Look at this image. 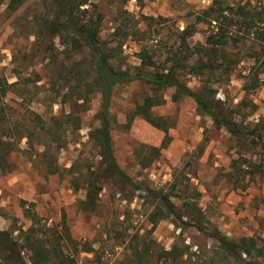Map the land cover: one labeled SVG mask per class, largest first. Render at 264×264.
<instances>
[{
  "label": "rangeland",
  "instance_id": "1",
  "mask_svg": "<svg viewBox=\"0 0 264 264\" xmlns=\"http://www.w3.org/2000/svg\"><path fill=\"white\" fill-rule=\"evenodd\" d=\"M42 1L26 0L18 11L10 12L7 0H0V85L15 82L7 86L3 99L8 119L0 123V149L7 152L9 161L5 168L9 171L0 172V228H27L29 216L36 214L46 223V234L47 227L55 225L64 239L69 235L75 241L76 253L70 242L61 240L77 264H234L220 255L213 257L215 240L183 223L188 221L183 203L196 200L204 216L228 237L264 239V176L243 172L254 167L247 164L239 176L232 175L230 164L240 151L264 165V148L259 143L246 145V150L239 147L226 130L198 114L190 97L172 100L174 87L156 89L142 80L120 84L110 105L112 146L117 163L131 181H105L96 210H81L85 181L98 170L101 160L90 136L100 125V93H88V109L82 112L71 100L77 93L74 86L91 73L88 65L75 69V63L84 61L83 55L63 53L64 46L56 39L50 52L56 62L50 63L44 43L34 34L36 19L51 15ZM93 1L94 10L101 13V39L112 45L121 43L114 60L120 68L134 71L142 66L139 55L146 54L156 65L143 68L163 71L180 48L179 33L186 25L196 28L187 39L189 46L205 42L208 33L207 25L195 21V14L211 0ZM249 1L264 5V0ZM247 65L241 63L228 83L214 86L216 97L232 103L244 95L252 99L258 105L250 118L255 119L264 113V86L245 94L239 73H245ZM52 72L57 79L48 81ZM199 81V77H184L191 88L199 87ZM52 86L53 91L47 90ZM146 97H153L152 114L170 125L169 141L159 152L153 146H160L165 133L134 113ZM63 99L67 102L59 103ZM69 107L80 117L78 129L74 121L67 123L61 117L62 122L50 121L48 130L28 134L26 128L35 127L30 121L32 111L48 118ZM20 135L28 136L14 139ZM8 139L12 142L5 143ZM160 196L175 204L180 218L160 203ZM83 244L91 250H83ZM172 248V254H165ZM23 254L28 259L29 253Z\"/></svg>",
  "mask_w": 264,
  "mask_h": 264
},
{
  "label": "trees",
  "instance_id": "2",
  "mask_svg": "<svg viewBox=\"0 0 264 264\" xmlns=\"http://www.w3.org/2000/svg\"><path fill=\"white\" fill-rule=\"evenodd\" d=\"M25 1L7 0V9L10 12L18 11ZM43 1L42 4L50 9L51 15L49 19H36L37 29L34 34L36 40L44 43L43 50L50 54V63L56 62V55H53V52L50 53L56 39L61 46H64L63 53L83 55L84 61L75 63V69L84 64L88 65V71L91 73L90 77L88 74L86 77L82 76L76 87L74 86L77 93L71 100L81 107L80 112H82L88 109V93L94 90L100 93L98 112L100 125L91 131L90 136L99 147L101 160L98 170L91 173L85 181V197L79 201L81 210L86 212L96 210L99 193L105 181L112 178L120 179V182L131 181L117 163L112 146L110 105L114 89L120 84L142 80L156 89L174 87L172 100H176L180 95L190 97L195 102L198 114L209 117L216 128L226 130L238 142L239 147L246 150V145L259 143L264 148V113L255 119H250L257 111L258 105L252 99H247L245 95L236 103L228 101L227 98L216 97L218 88L214 86L228 83L231 75L243 62L248 64L243 69L246 72L239 73L243 79L242 89L245 94L261 85L264 86V5L261 3L253 4L249 0L244 3L211 0L208 6L195 14L196 22L207 25L208 33L205 42L188 45L187 39L196 32L195 26L188 24L179 33L180 48L173 52L171 65L168 68L163 71L145 70L143 65L154 67L156 63L150 56L140 54L142 66L131 71L120 68L114 63L116 49L121 47V43L112 45L101 39L99 35L101 13L94 10L97 5L93 0ZM185 76L199 77L200 86L191 88L184 82ZM46 78L48 81H54L57 79V73L52 72ZM12 84L15 82L10 85H0V123H5L8 119L4 110L6 102L3 98L7 94V86H13ZM52 88L53 86L47 90L53 91ZM63 102L67 101L65 99L59 101V103ZM152 105H154L153 97H146L135 107L134 113L141 115L152 126L165 133L160 146H153V150L159 152L169 141L170 136L167 131L170 125L162 116L152 114L150 109ZM32 112L34 115L30 121L35 123L37 129L26 128L28 134L36 130H48V123L55 120L62 122L61 117H65L67 123L69 120L74 121L75 129H78L80 125V117L76 116L70 107L66 112H60L48 118L42 117L35 111ZM27 136L20 135L14 139L20 140ZM2 141L0 138V142ZM4 142H12V140L8 139ZM10 149L13 150L14 147ZM6 155L7 152L4 153L0 149L2 174L9 171L5 169L9 164ZM230 164L232 175L239 176L240 168L247 164L249 167H254L250 170L243 169V172H248L250 176L255 173L264 176V165L256 164L240 151L236 158H232ZM160 198V203L170 213L180 218L175 213V204L167 196H160ZM183 208L188 220L183 223L203 231L215 240L213 257L220 255L223 260H232L234 264H264L263 238L257 241L250 236L228 237L204 216L196 200L187 199L183 203ZM29 220L31 224L27 228L19 226L11 231L0 228V264H50L52 262L77 264L74 256L77 247L69 235H65L64 239L55 225L47 227L49 234H46V223H41L36 214L30 215ZM16 230H18L17 233H15ZM63 239L71 243L74 253L65 250L61 241ZM82 248L91 250L86 244H83ZM172 250L173 248L170 251L166 250L165 254H172ZM24 252L29 253L28 259L25 258ZM173 256L176 257L177 254Z\"/></svg>",
  "mask_w": 264,
  "mask_h": 264
}]
</instances>
